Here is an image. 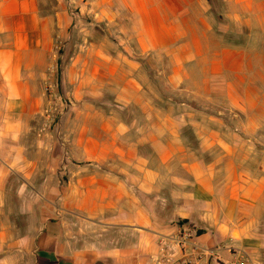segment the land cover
I'll return each mask as SVG.
<instances>
[{"label":"crops","instance_id":"crops-1","mask_svg":"<svg viewBox=\"0 0 264 264\" xmlns=\"http://www.w3.org/2000/svg\"><path fill=\"white\" fill-rule=\"evenodd\" d=\"M187 229L264 264V0H0V264H150Z\"/></svg>","mask_w":264,"mask_h":264},{"label":"built area","instance_id":"built-area-1","mask_svg":"<svg viewBox=\"0 0 264 264\" xmlns=\"http://www.w3.org/2000/svg\"><path fill=\"white\" fill-rule=\"evenodd\" d=\"M53 87V85H51ZM161 252L152 259L150 264H200L203 257L211 255L209 250L196 241V233L192 229L162 240ZM217 264H228L218 259ZM243 264H254L251 258Z\"/></svg>","mask_w":264,"mask_h":264},{"label":"rangeland","instance_id":"rangeland-1","mask_svg":"<svg viewBox=\"0 0 264 264\" xmlns=\"http://www.w3.org/2000/svg\"><path fill=\"white\" fill-rule=\"evenodd\" d=\"M57 3H58V0H39V6H40V11H41V13H42V15H49V14H52V13H54V11H55V7H56V5H57ZM56 44V43H55ZM61 48H59V46H57V44L56 45H54V53L55 54H58L59 52H61ZM47 61H49L48 62V64L50 65L49 66V69H47V73H52V75H51V79L50 80H48L49 82H52L51 84L50 83H47L46 81H45V83L43 84V86H46V87H48V88H46L47 90H46V92L48 93V95H52V94H54V93H52V91L54 90L53 89V87L51 86V85H55L56 87L58 86V84H59V82H60V76H61V67H60V64H57V59H56V57L55 58H50V59H48ZM54 61V63H53V68H52V62ZM44 79H43V77H42V75L40 74L39 76H38V82L41 84V82L43 81ZM52 80V81H51ZM44 82V81H43ZM50 84V85H49ZM56 92H58L59 93V88H57V91ZM55 92V93H56ZM59 96V95H58ZM54 97V101H55V99H57L58 98V100L60 101V97Z\"/></svg>","mask_w":264,"mask_h":264}]
</instances>
